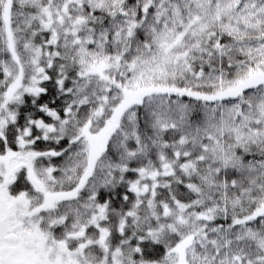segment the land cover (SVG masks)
<instances>
[{
    "label": "snow or ice",
    "instance_id": "1",
    "mask_svg": "<svg viewBox=\"0 0 264 264\" xmlns=\"http://www.w3.org/2000/svg\"><path fill=\"white\" fill-rule=\"evenodd\" d=\"M0 264H264V0H0Z\"/></svg>",
    "mask_w": 264,
    "mask_h": 264
}]
</instances>
